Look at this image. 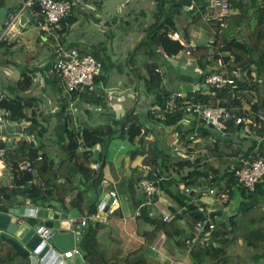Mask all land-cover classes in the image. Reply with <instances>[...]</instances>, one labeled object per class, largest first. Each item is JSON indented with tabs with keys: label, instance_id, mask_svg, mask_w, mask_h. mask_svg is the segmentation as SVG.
Returning <instances> with one entry per match:
<instances>
[{
	"label": "crops",
	"instance_id": "0c3cea01",
	"mask_svg": "<svg viewBox=\"0 0 264 264\" xmlns=\"http://www.w3.org/2000/svg\"><path fill=\"white\" fill-rule=\"evenodd\" d=\"M24 1L6 0L3 5L0 4V7L7 10L8 21L15 18V21H18L19 26L23 29L27 28L29 23L35 22L36 25L40 26V32L36 38L25 42L19 40L17 43V41L7 39L6 36L11 38L21 36L22 38L25 32L19 34L12 28V25L3 28V32L6 29L10 30V33L5 34L2 40L7 43L4 52L8 53L10 63L7 65L0 64V85L5 92L12 94L11 86L15 84L10 85L9 82L16 83L20 78L17 80L10 79V66H15L17 62H20L22 66L29 69L32 62L36 64L44 62L43 67L35 68L37 74L33 75L32 70H29V75L32 78L31 87L24 95L33 98L36 104L38 100L36 95L39 92L44 90L50 95L52 103L50 111L56 120V142L53 139L44 142L42 137H38L37 131H34H41L42 128L45 130V127L40 123L43 115L39 106L36 108L37 124L33 130L27 129L29 123L14 124L15 122L8 120L10 124L8 123L3 129L2 140L0 141L4 144V149L0 150V178L4 177L6 170L8 176L6 175L0 182V188L11 187V162L6 154L12 152L21 141L32 142L36 147L38 157L46 154L47 159H52V168L59 170L56 184L63 185L65 181L68 182V178L70 182L63 189L51 188L53 195L48 200L37 199L36 202L24 200L21 205L12 207L13 209L35 210L34 218L18 217V221L23 220L30 224H36L39 221L37 216L43 210L58 215H67L71 211H76L81 217L72 219L70 222L79 225L78 220L87 219L84 233L87 230H95V239L106 251L109 264H121L135 260L146 263L148 261V264H159L160 261H163L164 264H168L170 261L174 264H182V259L186 256L177 253L178 249L175 252V257H169L165 252L162 246L165 238L163 231L156 234L150 249L147 246L146 240L155 229V226L147 221V209L142 210L139 218H134L139 202L140 204L147 201L151 202L153 205L150 210L153 211L156 219H160L161 215L165 214L170 216V209H174L178 213L185 210L175 200L168 197L165 188L160 185L158 188L156 186L155 194L149 199L138 188V183L141 180L152 181L146 178L152 171L145 161H150V158L153 159L156 156L159 164L157 173L160 174L166 189L187 201L189 194L183 192L181 186L184 184L179 182L187 171L184 170L177 176L173 170V165L180 159L188 158L191 162L198 159L200 160L198 165H202L201 167L208 163L214 164V168L211 167L208 176L205 178L210 180L214 177L215 169L219 166L218 150H221L225 155L236 153L237 159L242 161L244 153L248 151L250 146L258 145L261 147L263 142L258 137L256 140L253 138L248 144L249 140L244 137L247 131L244 130L240 133V127L238 133L229 132L228 141L219 140L218 135L211 128L206 127L200 120L189 115L183 116L181 121L176 124L163 125L161 121L165 119L167 114L156 104L155 94L147 89L149 80L147 70L153 68V70H158L154 73L157 74L155 76L160 81L159 88L167 91L171 96L174 93H181L186 97L187 94L200 91L199 96L203 97L206 92H209L201 89L204 87L203 80L200 78L203 70L196 67L193 50L199 45H209V41L212 40V30L210 31L208 21H206L212 19L214 15L211 0H162V3L161 0H72V11L65 20V26L69 29L73 25H81V33L69 40L62 37L60 43L69 45L71 48H78L77 51L80 55H89L97 59L101 65V71L91 89H83L73 98L64 94L65 99L57 95L63 93H59L52 86L53 77L48 75L54 61V54L50 55L51 58L47 53L41 58H38L37 54V56H30L29 58L24 56V51L26 53L31 51L33 44H36L37 47H45L48 46L49 40L53 41L51 31L47 32V29L42 25L38 12L24 9ZM183 1H189V6L181 5L180 3ZM229 1L231 8L233 7L230 12L231 17L237 18L242 12L244 14L242 26L238 31L232 25L229 31L231 30V34L236 40L246 43L249 47L250 63L247 68L258 69L252 45V41L256 42L252 40L250 34L258 21L259 8L264 5V0ZM202 6L205 7L204 12L201 11ZM17 7L19 10L14 13L13 10ZM245 7L248 8L244 13ZM163 11L167 18L169 16L173 22V31H169L168 38L172 40L170 38L172 33L179 34L180 41L178 42L184 46V50L176 55L164 57L158 52V48H155L154 44L149 43L141 53L134 57L136 50L154 32V29L157 30L162 26L156 28L163 19ZM22 16L24 20L21 22L20 17ZM199 17L201 18L199 19ZM235 23L236 21H233V24ZM85 24L92 25L93 32L89 35L83 30ZM186 49H189L191 54ZM210 69L214 71L212 74L220 75H224L228 70L227 66L221 64V61L215 63L213 67L209 68V71ZM234 77H240L239 72ZM252 77L254 78V74ZM33 86H40V88L34 89ZM195 86H199V89L194 90ZM64 106L66 110H64ZM241 106L244 110L249 109L243 101ZM132 114L137 116L141 122L140 137L143 136L142 141L138 140V137L132 145L126 136L116 134L107 145L95 146L91 160H89V167L93 173L88 180L83 179L82 174L71 163L59 166L62 144L65 138L66 128L62 120L65 116L72 117L74 126L85 124L84 127L100 126L114 130L117 124L122 123L125 117ZM245 125L249 126L250 121L245 122ZM20 130L21 132H19ZM4 131L7 134H4ZM79 134L77 140L81 143L82 138ZM190 137H194V139L190 140ZM176 150L179 153L178 157L174 155ZM131 151L134 152L133 158L130 155ZM39 161L36 159V162ZM96 163L100 165L98 170L93 169ZM220 165L222 169H217L219 171L217 176L222 175L226 168L223 162ZM97 173L100 174L99 179H97ZM202 179L204 178L202 177ZM223 181L224 179H221L220 182ZM38 182L37 178L33 181V183ZM204 188L206 187L203 186L201 190H205ZM70 189L72 192L67 195V190ZM111 190H115L117 194V205L111 206L109 204L107 212L104 213L98 208L102 197L101 193L103 191L107 195L108 191ZM77 193L83 194L81 202L75 200ZM191 201L192 198L188 200V204ZM203 202L208 213L228 210L229 218L240 205L241 198L239 196L236 203L231 201L226 208L216 205L209 198L202 199L200 203ZM97 212H101L106 219L104 223L93 219ZM179 225L189 233L185 220L180 221ZM82 237L79 238V244L75 246L74 251H78L81 256H84L80 263L86 264V252L82 250L80 245ZM171 244L173 246V242ZM144 251L145 253H143ZM149 252H151V256ZM72 253L74 252L72 251ZM227 253L228 259L225 264L240 262L243 264H264V250H250L242 240H237L235 244L230 246ZM19 260L22 264H30L28 259H23L18 254L12 255L2 264H21ZM184 262H186L185 258ZM219 263L224 264L222 260Z\"/></svg>",
	"mask_w": 264,
	"mask_h": 264
},
{
	"label": "trees",
	"instance_id": "16d2710c",
	"mask_svg": "<svg viewBox=\"0 0 264 264\" xmlns=\"http://www.w3.org/2000/svg\"><path fill=\"white\" fill-rule=\"evenodd\" d=\"M229 2L230 12L232 10ZM2 5V4H1ZM0 5V6H1ZM248 7L244 8V13L247 11ZM32 10L38 12V7L35 5ZM205 7H201V11L204 12ZM230 12L227 17L220 20H215L213 18L208 21L209 29L212 30V43L209 45H199L194 49L195 65L197 68L202 69L203 74L200 78L203 80L208 75L212 74L213 67L215 63L221 61V64L227 66L229 71L237 70L240 77L230 76L234 84H225L224 87L218 88L216 92H206L205 96H199L200 91H194L191 94H187L186 97L183 95L178 98V103L181 107L180 111L174 114H167L165 119L161 121L163 125H173L181 121L182 117L187 115L183 113V103H193L202 104L210 108H221L226 112L233 113L236 118H240L243 122L241 125H235L234 120H231L226 124L228 132L238 133V128L244 129L248 128L250 133L248 139V144L258 137L262 140L260 143L261 147L250 146L248 151L243 155L244 159L239 161L236 153L231 155H225L218 150L219 156L218 168H221V163L226 165L222 175L217 176V169H215V175L210 180L205 179L208 176V172L211 167L214 168V164L208 163L207 165H198L200 160L191 162L188 158L180 159L177 163L173 165V170L175 174L179 176L182 171L186 170L185 176H182L179 182L184 184V187L193 190L189 193L188 200L191 198H198V194L195 192L197 189L203 188H214L217 192L223 190L227 192L228 199L224 202L221 207L226 208L233 195L236 193L241 198V203L228 219L222 217H215L213 219L206 218L203 222L202 228H197V224H200V220L192 215H190L188 200L185 201L181 199L178 195L172 194L168 189H166L162 178L157 169L159 164L157 162L156 156L150 161H145L148 163L151 171L147 175V179L154 181L155 186L160 185L165 188L166 195L173 200H175L182 208L185 210L180 213L176 212L174 209H170V220L168 222H163L160 219L149 218L147 221L149 224L154 225L155 229L153 234L148 237L146 242L150 249V246L154 240V237L159 231H163L164 240L162 246L169 257H175V252L180 247L182 248L181 255L189 257L191 264H221L219 261L222 260L224 264L228 259L227 249L235 244L237 240H242L245 246L250 250H264V181L255 184L254 191H249L243 185L237 184L234 178V173L236 170L242 169L246 163L250 165L251 162L256 160H264V24L262 21L263 10L259 8V18L255 24L253 31L250 36L252 40V45L254 48V54L256 56V62L258 69H249V50L248 45L244 42L236 40L234 35L229 31L231 25L235 26L236 30L242 26V20L244 19L243 12L236 17H231ZM60 21L61 29L58 32L59 36L62 38L63 34L68 33V27L65 26V20ZM201 17H199L200 19ZM40 19V18H39ZM233 21H236L233 24ZM172 19L168 16L166 22L158 28L155 32L151 33L146 41H144L140 47L136 50L134 57L141 53L144 48L148 46L149 43L154 44L155 48H160L167 56H173L184 50L178 41L170 40L168 38L169 31L172 29ZM62 41V40H61ZM7 46L6 41H0V64L7 65L10 63L8 58V53L4 50ZM70 47L69 45H67ZM75 48V47H74ZM78 49V48H77ZM189 52V49H186ZM191 54V52H189ZM254 56V57H255ZM5 57H7L5 59ZM12 62V61H11ZM20 79L16 82H9L13 93L10 94L12 97L6 98L0 103V110L7 113V119L15 123H29L27 127L28 130H33L36 127V108L37 104L33 98H28L24 95L25 92L31 87L32 78L29 75L30 72L26 66L20 65ZM208 69L209 73L206 72ZM218 72V71H217ZM149 75L148 91L155 94V102L160 109L165 108V101L169 99L171 94L167 91H163L159 88L157 74L154 73L153 68L147 70ZM254 74V78L252 77ZM52 86L59 92L63 93L71 98L75 97L78 93L73 91L71 93H65L58 90L57 84L58 79L53 78ZM2 88V86L0 85ZM207 87V86H204ZM211 88V87H210ZM214 88V87H212ZM3 89V88H2ZM5 91V90H4ZM6 94V92H5ZM242 101L249 107L248 110L242 109ZM64 110L66 107L64 106ZM30 111V115L28 116ZM200 120L197 115H189ZM65 132H64V142L62 144V156L59 166L67 165L69 163L82 174L83 179L88 180L93 171L90 169L89 160H91V155L93 148L97 145H107L112 137L116 134L127 137L128 141L134 144L136 138L142 141L143 136L140 137L142 127L141 122L137 116L134 114L125 117L122 123L117 124L114 130L110 128L95 126L84 128L76 131L74 128V122L72 117L67 115L63 119ZM250 121V125L246 126L245 122ZM202 122V121H201ZM25 127V125H24ZM245 130V129H244ZM37 131L38 137H42V132L45 131L43 128ZM80 131V134H79ZM78 132V133H77ZM247 133V132H246ZM80 135L81 143L77 140V135ZM117 135V136H118ZM228 136L221 137L218 135L219 140L228 141ZM229 147V146H227ZM81 149V151H80ZM131 158L134 157V152L131 151ZM7 158L11 162V177L12 183L9 188H0V213H6L8 209L21 205L24 200H29L31 202H36L37 199L48 200L50 196L53 195V190L63 189L68 186V182L65 181V185L56 184V178L59 173L58 169H53L52 159H47L46 154L41 156L39 162H36L37 150L32 142L21 141L18 143L17 147L13 149L12 152L6 154ZM213 157V156H212ZM30 161L32 166L36 169L37 175H32L24 171H19L18 166L21 163ZM230 166H233L230 168ZM165 168V167H164ZM167 169V168H166ZM222 169V168H221ZM220 170V169H219ZM97 179H99L100 174L97 173ZM96 174V175H97ZM157 177V178H156ZM202 177L204 179H202ZM38 179V183H33L35 179ZM160 179V180H159ZM224 179L223 182H220ZM159 180V181H156ZM203 181V182H201ZM67 182V183H66ZM200 184V185H199ZM226 189V190H224ZM71 190V189H70ZM67 190V195L72 192V190ZM203 190V189H202ZM83 198L82 193H77L75 200L81 202ZM208 198V197H207ZM190 202V201H189ZM140 202L137 204V206ZM205 203H199L206 211ZM195 204L192 205L193 209H197ZM218 205V204H217ZM145 210V209H144ZM185 220L187 222V228L189 233H187L180 225L179 222ZM209 225L213 226V230H209ZM212 233V234H211ZM209 237V238H208ZM173 242V246L171 244ZM80 245L82 250L86 252L87 260L86 264H109L106 258V251L95 239V230H87L81 241ZM16 254L12 248L5 242L0 243V263L6 262L12 255ZM3 259V260H2ZM5 259V260H4ZM117 264V263H116ZM121 264H148L145 261L139 262L128 261ZM228 264V263H227ZM236 264H243L242 262Z\"/></svg>",
	"mask_w": 264,
	"mask_h": 264
},
{
	"label": "built area",
	"instance_id": "2783aa9c",
	"mask_svg": "<svg viewBox=\"0 0 264 264\" xmlns=\"http://www.w3.org/2000/svg\"><path fill=\"white\" fill-rule=\"evenodd\" d=\"M212 8L214 9V18L215 20H220L228 16L230 12L229 2L228 0H211ZM37 5L38 14L41 17L42 25L50 30L52 34H54L53 41L56 42L55 47L53 49L54 61L48 71V75H51L56 80L58 79L57 88L60 91L65 93H71L73 91H82L83 89H91L96 77L100 74L101 65L92 56L89 55H80L76 48L68 47L67 45H63L60 43L58 32L61 29L60 21L64 20L72 11L73 2L72 0H25L24 1V9H31ZM262 13V21L264 24V5L261 6ZM15 22V18H11L8 21V24L5 26L6 28L11 27ZM10 30L6 29V31L0 32V41L3 40L5 34H9ZM60 37V38H59ZM172 40L180 41V36L177 33H172ZM212 43V41H209ZM164 57L167 55L162 51V49H158ZM158 72V70H154ZM237 70H232L227 72L224 75L220 74H212L208 75L204 79V86L214 87L216 89L224 87L225 84L233 85L234 82L230 76H235L237 74ZM181 93H174L171 96V99L166 101L165 108L162 110L165 114H174L180 111L181 107L178 103V98L182 97ZM6 98L5 91L0 87V103ZM183 113L187 115H197L199 119H201L202 123L211 128L217 135L221 137H226L229 135V132L226 127V124L231 120H234L235 125H241L242 120L240 118H236L233 113L226 112L221 108H210L208 106H204L202 104H193V103H183ZM7 113L0 110V141L2 140V132L6 125L10 122L7 119ZM17 124V123H14ZM21 132V130L19 131ZM194 137H190V140H193ZM41 157H38L37 160H40ZM244 167L242 169L236 170L234 173V178L237 184L243 185L249 191H254V186L257 183L264 181V160H256L251 162L250 165L244 163ZM100 167L99 163L94 164L93 169L98 170ZM19 171H24L32 175H37L36 169L32 166L30 161H26L24 163L19 164ZM138 188L146 195L149 199L155 194L156 186L154 181L149 180H141L138 183ZM181 189L185 194H189L193 190L188 189L184 186H181ZM226 190V189H224ZM195 192L199 195L198 198H192L190 204L196 205L201 202L204 198H209L215 204L222 205L227 201L228 196L227 192L221 190L217 192L214 188H208L205 190L197 189ZM108 197L111 199V206L117 205V194L115 190L108 191ZM153 204L149 201L139 204L137 210L135 211L134 218H139L143 209H147V217L154 218V213L150 210V207ZM199 211H203L200 205H196ZM93 219L99 220V222H105L106 219L103 217L101 212H97ZM161 220L163 222H168L170 220V216L165 214L161 215ZM80 226L85 227L87 224V219L78 220ZM204 225V223H203ZM202 225V226H203ZM200 224H197V228H202ZM209 230H213V226L209 225ZM39 237L41 241L46 243L50 242L53 237V233L46 229H39ZM62 258L70 259L73 256L72 251H68L62 253ZM168 264H174V262L170 261Z\"/></svg>",
	"mask_w": 264,
	"mask_h": 264
},
{
	"label": "water",
	"instance_id": "95a60500",
	"mask_svg": "<svg viewBox=\"0 0 264 264\" xmlns=\"http://www.w3.org/2000/svg\"><path fill=\"white\" fill-rule=\"evenodd\" d=\"M162 3V0H161ZM183 6H189V1L180 3ZM163 19L157 25L160 27L166 22L167 15L163 11ZM9 14L5 8L0 7V32L8 24ZM24 17H20L22 22ZM20 22V23H21ZM156 29H154L155 32ZM149 34V33H148ZM142 43V42H141ZM199 86H195L194 90H198ZM203 91L216 92V88L202 87ZM4 149V144L0 142V150ZM102 197L98 204V208L104 213L107 212L111 199L102 191ZM190 215L200 220V225L206 218L213 219L215 217L228 218V210H219L209 214L193 209L189 205ZM18 217H35V210L25 208H10L7 213H0V242L7 243L12 250L23 259H28L30 264H81L84 259L74 248L79 244V238L84 235V227L71 223L70 221L81 216L76 211H71L67 215L55 214L53 212L43 210L37 216L39 221L36 224H30L26 221H18ZM63 220V221H60ZM46 228L53 233L50 242L41 241L39 237V229ZM73 251L70 259L62 258V253Z\"/></svg>",
	"mask_w": 264,
	"mask_h": 264
},
{
	"label": "rangeland",
	"instance_id": "374dc122",
	"mask_svg": "<svg viewBox=\"0 0 264 264\" xmlns=\"http://www.w3.org/2000/svg\"><path fill=\"white\" fill-rule=\"evenodd\" d=\"M78 1H81V0H78ZM5 2H6V0H0V4H2V5ZM17 10H19V7L15 8L13 10V12L15 13ZM12 28L15 29L16 32H18L19 34H22V32H25V34H24V36L22 38H21V36H17L15 38H11L9 36H6L7 39H9L11 41H17V43L19 42V40L25 42L26 40H31L33 38H36V37H38V34L40 32V26L36 25L35 22L29 23L27 25V28L23 29L22 27L19 26V22L15 21L13 23V25H12ZM69 29H70V31L67 34H63L62 35V37H65L68 40L77 37L81 33V25L80 26L79 25H73ZM83 30L88 35L91 34L93 32L92 25L85 24ZM49 31L50 30H47V32H49ZM53 35L54 34H52V36ZM50 37H51V35H50ZM59 41H60V39H59ZM55 44H56V42L52 41V40H49L48 43H47L48 46H45V47H37L36 44H33L31 51H28V53H26L24 51V56H25V58H29L30 56H37L38 55V58H41V56L45 55L46 53L48 54V56H50L51 54L53 55V49L55 47ZM50 58H51V56H50ZM20 65H21V63L17 62V64L15 66L14 65L10 66V68H11L10 79L11 80H17V79L20 78V76H19ZM43 66H44V62H41L39 64H36V63L32 62V63H30L29 69L28 68L27 69L28 70H32V74L34 75V74H37L35 72L36 71L35 68H39V67H43ZM33 88L34 89L35 88L39 89L40 86H33ZM6 95L8 97H12L10 95V93L6 92ZM57 95L60 96L62 99H65L64 94H57ZM36 96L38 97L37 104H38V106H39V108L41 110V113L43 115V119L40 120V123L45 127V132L42 135V139H43L44 142H46L48 139H53L54 142H56V134H55V131H56L55 130L56 120L52 116V112L50 111L51 107H52L50 95L46 91L43 90L42 92H39ZM84 125L85 124H79V125L76 124L75 125L76 131L80 130L81 128H84ZM244 129L247 131V133L244 134V137H245L246 140H248L249 136H250V133L248 132V128L247 127H244ZM244 129H241L240 133L244 132ZM4 134H7V132L4 131ZM175 152L176 153H174V155L176 157H178L179 156L178 151L176 150ZM6 175L8 176L7 170L4 172V177ZM3 178H0V182L3 181ZM238 199H239V196H238V194L235 193V195H233L232 199L230 200V203H231V201L236 203L238 201ZM213 210H215V208H213ZM181 252H182V248L180 247L178 249L177 253H181ZM143 253H145V251ZM149 255L151 256V252H149ZM184 258H185L186 262H184ZM184 258L182 259V264H191L190 263L191 261H190L189 257H184ZM179 259H180V257H179ZM19 262L22 264V262L20 260H19ZM147 263H148V261H147ZM159 264H164V262L160 261Z\"/></svg>",
	"mask_w": 264,
	"mask_h": 264
}]
</instances>
